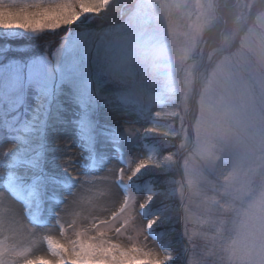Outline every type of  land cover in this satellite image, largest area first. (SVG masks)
Masks as SVG:
<instances>
[{
    "label": "rangeland",
    "instance_id": "rangeland-1",
    "mask_svg": "<svg viewBox=\"0 0 264 264\" xmlns=\"http://www.w3.org/2000/svg\"><path fill=\"white\" fill-rule=\"evenodd\" d=\"M107 1L17 0L15 9L0 7V23L34 18L45 9L56 14L57 23L79 20L77 10L88 21ZM216 2L136 0L121 21L101 30L69 28L61 35L72 23L57 27L56 46L28 59L44 55L55 64L83 56L94 106L85 112L71 86H61V119L51 121L56 131L47 137L60 157L48 165L57 183L45 189L41 201L28 169L13 168L23 198L0 203V216L11 212L22 224L36 226V233L50 227L57 238L66 234L80 241L86 264L97 256L99 264H186V241L202 235L196 227L214 197L204 187L215 188L216 182L208 181L211 175L222 177L219 184L225 187L241 179L243 152L251 146L247 130L256 123L254 99H264L263 8L240 43L201 77L202 88L193 100L192 59L215 19ZM45 31L7 36L34 37ZM70 32L80 37V48L66 57L62 38ZM230 41L226 36L222 48ZM9 59L26 58L6 56L0 65ZM29 119L17 125L22 136L29 135L23 131ZM81 119L93 135V148L86 152L77 145ZM4 134L0 127V137ZM6 175L0 167V191ZM30 191L37 195L29 197ZM31 247L36 255L47 254L42 241ZM13 250L16 264H22L32 250L30 241L22 232L0 228V256L7 259Z\"/></svg>",
    "mask_w": 264,
    "mask_h": 264
},
{
    "label": "snow or ice",
    "instance_id": "snow-or-ice-1",
    "mask_svg": "<svg viewBox=\"0 0 264 264\" xmlns=\"http://www.w3.org/2000/svg\"><path fill=\"white\" fill-rule=\"evenodd\" d=\"M0 7L5 10L15 9L17 0H0ZM43 15L34 18L26 16L23 20L12 19L0 23L2 35H0V58L6 57L11 52H20V47H14L9 42L8 32L17 31L38 34L43 30L54 32L57 27L65 26L75 21H60L54 19L55 13L44 10ZM78 19V17H77ZM62 39L66 57L80 48V37L69 33ZM28 46V45H24ZM45 43L42 48L50 47ZM59 51V50H58ZM68 84L73 89L85 112L94 106L93 91L90 87L91 75L85 71L84 59H59L55 64L44 55L30 59H9L6 64L0 65V127L5 129V134L0 137V167H3L7 175L6 185L0 191V203L7 204L9 197L23 198L17 187L13 175V168L25 166L28 169V177L32 178L34 185L39 187V198L42 201L46 193L45 189L57 183V177L50 171L48 165L60 157L57 150L49 147L48 134L55 132L51 121L61 119V105L58 96L62 91V85ZM35 89V92H31ZM23 106L24 111H21ZM25 121L23 131L27 136L20 135L22 120ZM89 124L86 119L80 120V133L77 145L82 152L93 148V135L88 134ZM55 155H50V153ZM28 177H25L28 179ZM36 192L30 191L29 197H35ZM62 203V201H60ZM11 209V205L8 204ZM56 215V213H55ZM36 226L22 224L18 217L9 213L0 216V228L9 231H19L27 236L30 241V250L23 258L22 264H86V258L82 251V243L64 234L59 238L52 234L51 228L41 233H36ZM37 241L46 244V255H36L31 245ZM100 257H92L87 264H99ZM0 264H16L15 251H10L9 258L0 256Z\"/></svg>",
    "mask_w": 264,
    "mask_h": 264
},
{
    "label": "trees",
    "instance_id": "trees-1",
    "mask_svg": "<svg viewBox=\"0 0 264 264\" xmlns=\"http://www.w3.org/2000/svg\"><path fill=\"white\" fill-rule=\"evenodd\" d=\"M135 2L136 0H109L104 4V8L88 21L86 17H80L81 11L77 10L79 20L65 27L61 35L69 28L95 31L116 24ZM263 8L264 0H256L252 4L247 0H217L214 7L215 19L203 31L196 57L192 59L195 63L192 80L193 100L202 88L201 77L210 71L223 52L232 51L240 43L243 34ZM228 35L231 39L230 45L223 49ZM60 36L55 31H45L34 37L8 36L14 47L21 46V51L11 52L7 56L28 59L45 53L48 47L42 48V45L50 43L51 49L56 46ZM258 92L256 89V93ZM254 101L257 107L254 108L257 113L254 115L256 123L251 132L247 130L251 146L243 152V159L246 157L244 174L239 181L227 187L219 184L223 180L222 177L211 175L212 179L208 181H215L216 186L204 189L206 194H213V201L204 214L203 224L196 227L203 232L202 235H194V239L186 241V264V260L191 257H194L192 264H264V99L256 95ZM201 245L205 246L203 250ZM197 257H200L201 262L196 261Z\"/></svg>",
    "mask_w": 264,
    "mask_h": 264
}]
</instances>
